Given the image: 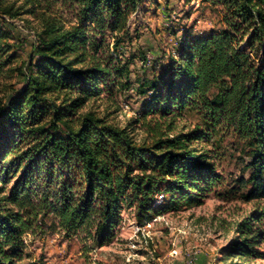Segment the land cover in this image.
Listing matches in <instances>:
<instances>
[{"label": "trees", "instance_id": "obj_1", "mask_svg": "<svg viewBox=\"0 0 264 264\" xmlns=\"http://www.w3.org/2000/svg\"><path fill=\"white\" fill-rule=\"evenodd\" d=\"M143 1L36 0L68 5L77 22L38 35L39 60L29 64L28 85L6 105L0 102V264H36L25 260V236L49 217L92 248L113 239L126 210L143 225L166 200L201 203L221 181L214 159L226 137L234 139L248 173L242 198L264 199V0H204L223 7L224 29L183 40L161 73L133 81L131 61L119 48ZM0 11H11L3 0ZM4 55L0 20V77ZM134 82L146 98L125 127L82 112L102 91L112 99ZM187 114L196 116L194 128L172 135ZM149 118L156 140L139 143L131 128L142 120L151 125ZM257 220L264 223V212ZM263 238H245L225 258L240 261L231 264L262 259Z\"/></svg>", "mask_w": 264, "mask_h": 264}, {"label": "rangeland", "instance_id": "obj_2", "mask_svg": "<svg viewBox=\"0 0 264 264\" xmlns=\"http://www.w3.org/2000/svg\"><path fill=\"white\" fill-rule=\"evenodd\" d=\"M3 6L11 9L7 13L0 11V20L5 30V76L0 77V102L6 105L28 85V75L31 73L29 64H36L39 60L36 53L38 35L50 26L70 28L77 20L74 10L62 2L46 6L45 2L39 5L36 0H3ZM224 16L225 11L221 5L204 0H144L137 11L131 14L127 23L129 36L119 48L124 58L131 61L132 80L151 78L153 73H161L170 64L171 54L177 58L176 48L183 40H194L219 32L224 29ZM107 41L112 49L114 40L111 34ZM94 98L100 99L91 101L82 112L89 110L108 123L125 127L140 115L146 97L138 93V84L134 82L129 91L112 99L105 91ZM150 120L147 122L151 125L142 120L139 125L131 128L137 142L150 144L156 140L150 129L155 127V123ZM196 122L195 115L187 114L176 122V130L171 134L187 133ZM162 130L165 136L169 135L166 128ZM233 142L232 137L222 141L220 156L214 159L221 181L215 188L205 192L201 203L194 206H170L166 200L143 225L137 222L132 209L126 210L121 214L122 219L113 239L102 247L92 248V244L83 236H67L49 217L35 234L25 236L26 262L239 263L238 258L231 260L225 257L245 238L260 234L263 236L264 223L257 219L264 212V199L249 202L242 198L246 190L240 191L239 187L241 179L248 177V173L243 169L239 151L233 149ZM194 145L203 148L201 143ZM207 148L212 150L215 145L210 144ZM259 240L257 249L264 252V238ZM251 262L264 264V257Z\"/></svg>", "mask_w": 264, "mask_h": 264}]
</instances>
